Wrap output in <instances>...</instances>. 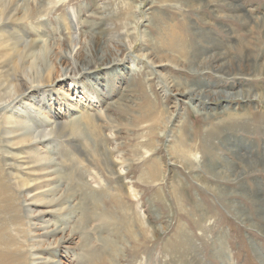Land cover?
<instances>
[{
	"label": "rangeland",
	"instance_id": "1",
	"mask_svg": "<svg viewBox=\"0 0 264 264\" xmlns=\"http://www.w3.org/2000/svg\"><path fill=\"white\" fill-rule=\"evenodd\" d=\"M8 1L0 37L52 108L0 63V226L25 264H264V0Z\"/></svg>",
	"mask_w": 264,
	"mask_h": 264
},
{
	"label": "bare ground",
	"instance_id": "2",
	"mask_svg": "<svg viewBox=\"0 0 264 264\" xmlns=\"http://www.w3.org/2000/svg\"><path fill=\"white\" fill-rule=\"evenodd\" d=\"M9 4L10 3L8 0H0V20L1 21L9 20L12 16L10 11L8 10ZM0 36H3V34H1ZM4 37H6V36H4ZM7 38L0 37V63L1 62H7L5 64V66L3 65L4 67H1V69L3 68L1 71L4 75V76L2 75L4 77V82L6 80L9 81L11 79H14V81H15L14 89H13L14 94L22 95L23 97L25 96L29 100L30 99H32V100L38 99L39 96L43 95L41 97V98H43V99H41V102H43L44 100H46V97H47L45 95H48V94H46V91L45 90L40 91L39 93H42L40 95L38 94V92H36L39 95L38 97H36L35 91L33 92V90H35L37 87L42 86L44 84V83L41 84L42 81L40 80L42 71H40L41 72L40 73L39 68H36L32 72H30L29 77H31L30 78L31 82H30V84H29V82L25 83L26 81L23 79V77L21 76V72H20V69H22V64H23L22 63V61H23L22 53H23L24 49L22 51L19 50L21 48V47L19 48L20 44L16 41H13L10 43ZM6 47L11 49L12 51H10V52L3 51V49H7ZM25 47H26V45H25ZM86 50H87V56H91L93 54L90 47H86ZM17 57L19 58V60L17 62H13ZM76 59H78V58H76ZM76 59H74V61H73L76 63L74 68L79 67V65H77L78 60H76ZM115 62H116V60H112V63H115ZM11 63H13V64H11ZM33 68H35V67L32 66V69ZM48 68H49V70H48L49 73L45 77V82L50 83V84L53 83V80H56L57 78H59V76L60 77L61 76L67 77L68 73H69L68 71L62 73L61 75H60V73L59 74L56 73L58 71V69H57L56 65L53 63L48 64ZM40 69L43 70V68H40ZM85 70H86L85 68L78 69V72L81 73L82 71H85ZM0 78H1V76H0ZM1 87H2V84L0 83V88ZM29 91H31V92H29ZM5 92H6V94L7 93L9 94V92H7V90ZM3 95L2 94L0 95V99L3 98L2 97ZM65 95H69V93L65 94ZM38 102L40 103L39 99H38ZM39 106H40V108L47 109L49 111L52 109L51 105L43 106L42 103H40ZM45 114H47V113H45ZM66 129H67V131L69 129H72L75 132L78 131V128L76 127V125L74 123H65V122L63 123L62 122V123L56 124L55 128H52V132L54 133L57 131L59 133V132L64 131ZM26 140H29V139L21 138L19 140V143L22 141H26ZM31 140H33V139H31ZM180 153H182V154L179 157L182 156L181 158L187 159V152L186 151H184L185 154L183 152H180ZM6 176H7V174L2 170V166L0 165V183H3V180L7 179ZM23 184L26 185L27 182H24ZM76 184L74 181L71 180V181H69L68 185H69V187H75ZM10 185H11V183H7V184L5 183L3 185H0V204L5 200H9V201L11 200L12 201L13 197L11 196V194H9V190L11 188ZM52 202H53V200L49 201V204H51ZM8 209L9 210L11 209V207L9 208V205H8ZM43 213H45V212H34V214H35L34 216H36V215L40 216ZM0 223H4V220H0ZM59 231H61V229L54 228L50 231H46V233L54 234V233H57ZM17 232H18V234H21L22 236L26 235L24 233V231L18 230ZM56 243H58V241H56ZM20 246H21L20 242L17 241L13 237L9 238L8 233L5 232V230L2 226H0V264H13L14 262H15V264H25L27 262V259H26L27 257L25 256V254L21 250ZM34 247L36 250H38L40 248V245H37V246L35 245Z\"/></svg>",
	"mask_w": 264,
	"mask_h": 264
}]
</instances>
